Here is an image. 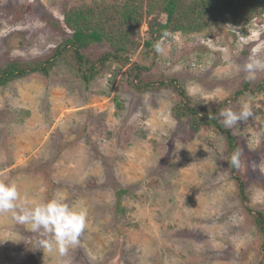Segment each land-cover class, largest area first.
<instances>
[{
    "label": "rangeland",
    "instance_id": "1",
    "mask_svg": "<svg viewBox=\"0 0 264 264\" xmlns=\"http://www.w3.org/2000/svg\"><path fill=\"white\" fill-rule=\"evenodd\" d=\"M92 1L0 0V69L47 56L70 33L65 11ZM168 34L162 54L144 51L142 23L131 62L150 68L145 80L173 83L192 108L229 99L220 112H239L249 104L253 115L239 130L224 127L238 144L236 173L249 201L237 195L224 135L193 132L175 117L172 86L138 93L115 64L85 85L60 64L47 77L0 87V181L15 183L28 205L57 198L86 208L87 227L61 255L38 248L39 234L0 214V264H264L247 211L264 214V90L231 100L264 78L257 71L247 79L243 70L253 54L264 60V17L244 28Z\"/></svg>",
    "mask_w": 264,
    "mask_h": 264
},
{
    "label": "trees",
    "instance_id": "2",
    "mask_svg": "<svg viewBox=\"0 0 264 264\" xmlns=\"http://www.w3.org/2000/svg\"><path fill=\"white\" fill-rule=\"evenodd\" d=\"M262 17L264 0H93L90 4L74 6L65 11L63 23L70 33L47 56L34 61L6 63L0 69V87L34 74L47 77L52 68L60 64L66 65L85 85L102 77L115 64L125 69V83L138 93L173 87V83L162 79L145 80L143 74L150 68L131 62L141 46L138 27L142 23L147 24L144 51L150 48L155 52L154 44L166 32H199L215 24L244 28ZM115 76L113 74L112 79ZM173 88L179 97V103L172 108L175 117L186 118L193 132L214 128L224 135L228 166L237 182V195L242 204L247 203L249 199L243 181L236 173L237 167L230 163L233 153L238 151V144L218 117L220 109L227 106L229 99L207 108L195 109L183 91ZM263 90L264 78L250 89L249 84L245 83L231 100L247 92ZM116 193L120 198L122 191ZM247 211L255 215L254 222L261 236V249L264 250V214L251 212L250 209Z\"/></svg>",
    "mask_w": 264,
    "mask_h": 264
},
{
    "label": "clouds",
    "instance_id": "3",
    "mask_svg": "<svg viewBox=\"0 0 264 264\" xmlns=\"http://www.w3.org/2000/svg\"><path fill=\"white\" fill-rule=\"evenodd\" d=\"M169 34L164 33L166 38ZM164 39L154 44V50L158 54L164 52ZM248 74L247 79H254L257 71H264V60L253 54L249 62L243 66ZM253 115L248 103L241 106L239 112L225 108L219 113L221 123L225 128L239 130V126ZM230 163L240 166V152L236 151L231 157ZM27 197L24 198V201ZM11 213V218L27 226L32 233L39 234L38 248L49 253L56 251L61 255L66 254L70 248L80 243V238L87 227V209L81 206H70L60 199L53 198L41 201L34 205H28L21 200L20 193L15 183L0 181V214Z\"/></svg>",
    "mask_w": 264,
    "mask_h": 264
}]
</instances>
